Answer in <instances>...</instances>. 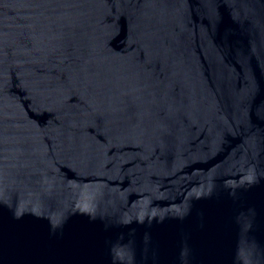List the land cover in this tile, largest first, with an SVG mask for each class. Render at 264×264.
I'll list each match as a JSON object with an SVG mask.
<instances>
[{"label": "water", "instance_id": "obj_1", "mask_svg": "<svg viewBox=\"0 0 264 264\" xmlns=\"http://www.w3.org/2000/svg\"><path fill=\"white\" fill-rule=\"evenodd\" d=\"M0 264H264V0H0Z\"/></svg>", "mask_w": 264, "mask_h": 264}]
</instances>
